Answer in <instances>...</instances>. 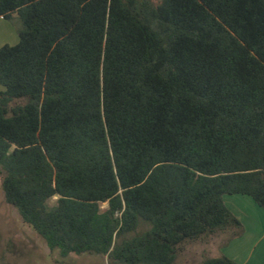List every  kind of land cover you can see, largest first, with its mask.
<instances>
[{
	"label": "trees",
	"instance_id": "obj_1",
	"mask_svg": "<svg viewBox=\"0 0 264 264\" xmlns=\"http://www.w3.org/2000/svg\"><path fill=\"white\" fill-rule=\"evenodd\" d=\"M16 15L2 189L51 250L176 264L244 235L224 196L264 210V0H0Z\"/></svg>",
	"mask_w": 264,
	"mask_h": 264
},
{
	"label": "rangeland",
	"instance_id": "obj_2",
	"mask_svg": "<svg viewBox=\"0 0 264 264\" xmlns=\"http://www.w3.org/2000/svg\"><path fill=\"white\" fill-rule=\"evenodd\" d=\"M20 28L21 22L17 15L11 20L0 19V48L17 45ZM0 90H5L2 85ZM2 180L0 168V264H113L107 255L86 253L62 257L59 250H51L46 241L23 221L18 210L5 201ZM57 199L58 197H54L49 200V206H54ZM107 207V204L102 205V209ZM147 228L146 224H141L138 231L142 232ZM133 235L131 233L125 237ZM227 237L226 234L218 233L199 241L186 242L181 246L176 264H202L207 258L223 255L221 246ZM262 251L264 248L251 249L246 256L247 259L250 257L251 262L244 264H256Z\"/></svg>",
	"mask_w": 264,
	"mask_h": 264
},
{
	"label": "crops",
	"instance_id": "obj_3",
	"mask_svg": "<svg viewBox=\"0 0 264 264\" xmlns=\"http://www.w3.org/2000/svg\"><path fill=\"white\" fill-rule=\"evenodd\" d=\"M226 206L244 225V235L234 239L227 247L221 249L223 255L244 264L251 262L247 254L251 249L264 248V210L251 197L244 195L224 196ZM256 264H264V251L260 254Z\"/></svg>",
	"mask_w": 264,
	"mask_h": 264
}]
</instances>
